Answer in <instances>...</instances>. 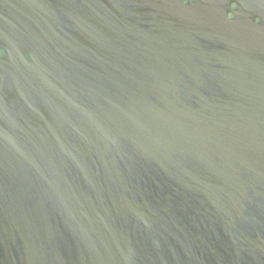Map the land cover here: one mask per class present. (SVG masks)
Instances as JSON below:
<instances>
[{"label":"water","instance_id":"1","mask_svg":"<svg viewBox=\"0 0 264 264\" xmlns=\"http://www.w3.org/2000/svg\"><path fill=\"white\" fill-rule=\"evenodd\" d=\"M95 2L4 66L0 264H264V97L242 18Z\"/></svg>","mask_w":264,"mask_h":264},{"label":"flooded vegetation","instance_id":"2","mask_svg":"<svg viewBox=\"0 0 264 264\" xmlns=\"http://www.w3.org/2000/svg\"><path fill=\"white\" fill-rule=\"evenodd\" d=\"M89 0H0V79L4 66L17 61V56L24 53L32 58L28 50L32 46L52 44L54 18L83 16L90 12ZM199 0H183L184 3ZM228 20L242 18V43L259 50L256 66L249 73L257 79L252 85L256 96L264 97V0H207ZM96 0L95 7H99ZM23 18H34V28L28 31L23 27ZM29 32L34 33L32 36ZM34 42H33V41ZM261 68H260V67Z\"/></svg>","mask_w":264,"mask_h":264}]
</instances>
